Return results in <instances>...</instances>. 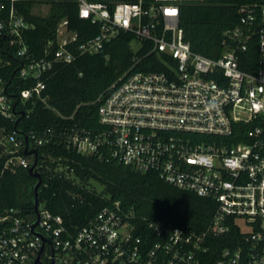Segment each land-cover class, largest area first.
<instances>
[{"label": "built area", "instance_id": "built-area-1", "mask_svg": "<svg viewBox=\"0 0 264 264\" xmlns=\"http://www.w3.org/2000/svg\"><path fill=\"white\" fill-rule=\"evenodd\" d=\"M17 1L0 0V64L3 54L14 52L22 58L19 75L36 79L21 90L23 101L35 95L47 102L45 75L99 52L123 32L140 45L132 47V66L98 98L102 128L65 127L57 135L53 128L14 130L1 140L12 144L7 164L35 162L41 172L40 149L56 135L80 153L108 154L156 172L217 207L201 230L156 221L148 236L137 234L119 201L76 228L45 207L35 226L37 214L29 219L23 208H11L1 218L0 264H33L41 251L40 264H264V3L243 8L240 22L225 31L220 55L210 57L186 39L183 0H66L98 32L80 41L70 19L61 18L38 56L26 37L35 25ZM249 42L259 52L254 71L241 67ZM151 54L165 67L137 69ZM15 99L0 76V113L15 118ZM236 125L247 140H230Z\"/></svg>", "mask_w": 264, "mask_h": 264}, {"label": "trees", "instance_id": "trees-1", "mask_svg": "<svg viewBox=\"0 0 264 264\" xmlns=\"http://www.w3.org/2000/svg\"><path fill=\"white\" fill-rule=\"evenodd\" d=\"M40 2L50 4L47 14L35 11V5ZM262 3L264 0H183L181 25L186 39L193 50L217 57L223 49L225 31L240 22L243 8ZM16 5L35 25L26 32V37L38 56L43 53L47 39L53 35L51 29L61 18L70 19V26L79 32L80 41L98 32L95 24L79 16L73 1L18 0ZM132 40L131 34L123 32L97 53L82 54L73 62L57 64L44 78L46 88L43 95L48 97L47 102L35 95L21 100V90L32 87L36 79L19 75L22 58L14 52L2 55L4 60L0 64V76L5 80L7 92L16 98V117L0 113V224L1 218L11 208H23L29 219L35 217L34 186L37 182V177L30 173L29 168L7 164L10 156L7 148L12 144L1 140L14 130L43 132L53 128L57 135L65 127L102 128L98 98L132 66L135 55ZM258 54L257 44L249 42L243 52L241 67L247 71L256 70ZM164 67L165 63L157 54L148 55L137 64V69ZM19 117L21 119L16 123ZM242 132L243 128L236 125L230 140H247ZM56 135L40 149L46 160L41 171L43 180L39 187V199L46 209L60 214L71 228L85 224L101 208L116 201L135 224L137 234L142 236L150 235L151 222L185 224L201 230L211 221L217 203L210 197L179 188L156 172H142L108 154L80 153ZM20 137L24 139V136ZM93 180L103 184L101 192L92 185Z\"/></svg>", "mask_w": 264, "mask_h": 264}, {"label": "water", "instance_id": "water-1", "mask_svg": "<svg viewBox=\"0 0 264 264\" xmlns=\"http://www.w3.org/2000/svg\"><path fill=\"white\" fill-rule=\"evenodd\" d=\"M22 117V116H21ZM21 117H19L16 121V123L21 119ZM26 153H31L32 150H25ZM33 152L37 153V150H33ZM36 161V160H35ZM34 164L35 162L29 166V171L32 175H34L35 177H37V182L35 183L34 186V190H35V199H34V205H35V212L37 214V219L36 221L33 223V226H35L37 224V222L39 221V217H40V211L41 209H43L45 207L44 203H40V199H39V187L42 183L43 177L41 172L34 170ZM41 253L42 251L39 253V255L36 257L35 261L33 264H40L41 263ZM49 264H53V262L49 263Z\"/></svg>", "mask_w": 264, "mask_h": 264}, {"label": "rangeland", "instance_id": "rangeland-1", "mask_svg": "<svg viewBox=\"0 0 264 264\" xmlns=\"http://www.w3.org/2000/svg\"><path fill=\"white\" fill-rule=\"evenodd\" d=\"M50 5L47 3H42L36 6L35 11L41 13V14H47L49 11ZM140 43L137 39L132 40L131 46L136 50L139 47ZM92 185L98 190L102 191L103 190V184L98 182V181H92Z\"/></svg>", "mask_w": 264, "mask_h": 264}]
</instances>
